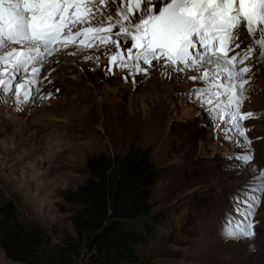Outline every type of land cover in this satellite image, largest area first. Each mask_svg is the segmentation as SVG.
<instances>
[{
    "label": "rangeland",
    "instance_id": "obj_1",
    "mask_svg": "<svg viewBox=\"0 0 264 264\" xmlns=\"http://www.w3.org/2000/svg\"><path fill=\"white\" fill-rule=\"evenodd\" d=\"M118 7L110 4L108 10L116 13ZM244 36L242 31L241 49ZM105 53L100 47L99 67L74 55L69 57L73 64L51 58L42 66L39 85L48 98L29 102L23 111L14 95L0 103V202L13 201L28 221L62 243L75 236L71 216L81 208L63 195L89 179L87 158L115 159L132 147L148 149L156 179L152 209L141 226L147 237L138 250L142 259L148 264H264V198L253 217V239L228 240L219 232L233 208L230 195L254 167L264 170V67L253 60L246 85L242 112L257 114L243 122L254 159L237 175L223 168L229 163L225 155L241 151L237 140H224L200 101L188 95L203 86L190 79L197 73L168 69L164 75L153 61L147 76L126 80L127 72L118 67L106 76ZM0 264L25 263L9 260L0 247Z\"/></svg>",
    "mask_w": 264,
    "mask_h": 264
},
{
    "label": "snow or ice",
    "instance_id": "obj_2",
    "mask_svg": "<svg viewBox=\"0 0 264 264\" xmlns=\"http://www.w3.org/2000/svg\"><path fill=\"white\" fill-rule=\"evenodd\" d=\"M110 4L119 5L116 13L109 12ZM242 31L255 38L254 45L241 49ZM69 47L74 49L69 55L96 67L104 47L106 76L113 75V67L125 70L126 80L147 76L153 61L164 75L168 69L197 73L190 79L203 86L188 95L200 101L224 140L236 139L241 149L223 157L229 161L224 170L241 175L253 161L243 122L257 114L242 112V106L253 58L258 53L264 60V0H0V103L14 95L23 111L29 102L48 98L39 87L42 66ZM262 198L264 170L254 167L230 195L233 208L221 221L222 238L253 239V217Z\"/></svg>",
    "mask_w": 264,
    "mask_h": 264
},
{
    "label": "trees",
    "instance_id": "obj_3",
    "mask_svg": "<svg viewBox=\"0 0 264 264\" xmlns=\"http://www.w3.org/2000/svg\"><path fill=\"white\" fill-rule=\"evenodd\" d=\"M89 179L64 199L81 206L71 216L75 236L57 243L11 200L0 202V247L25 264H148L138 253L147 237L141 228L152 209L156 169L150 150L125 156H90Z\"/></svg>",
    "mask_w": 264,
    "mask_h": 264
},
{
    "label": "bare ground",
    "instance_id": "obj_4",
    "mask_svg": "<svg viewBox=\"0 0 264 264\" xmlns=\"http://www.w3.org/2000/svg\"><path fill=\"white\" fill-rule=\"evenodd\" d=\"M245 34V33H244ZM244 37H248V39H246L245 38V45H244V47L243 48H245V47H248V46H250V45H254V43H255V38H253V37H250V36H246V34H245V36ZM242 48V49H243ZM74 49L72 48V47H69V48H67V49H62V50H60V51H58V52H56V53H54L53 54V56L51 57V58H59L60 60H62L63 61V63H65V61H67V62H69L70 64H73L74 62H72V61H70L69 60V57L70 56H72V55H69L68 53H70V52H72ZM50 58V59H51ZM79 60H82L81 59V57H79ZM253 60H258L259 62H260V64H261V66H263L264 67V60H260L259 58H258V53H257V56H254V58H253ZM84 67V66H83ZM251 74V73H250ZM249 74V75H250ZM74 79H76V78H74ZM263 104H264V101H263ZM255 252H257V251H255ZM248 253V252H247ZM252 261V260H251Z\"/></svg>",
    "mask_w": 264,
    "mask_h": 264
}]
</instances>
